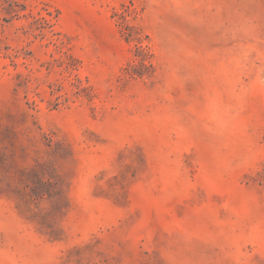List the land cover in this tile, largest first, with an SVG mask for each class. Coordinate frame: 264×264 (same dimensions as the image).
I'll list each match as a JSON object with an SVG mask.
<instances>
[{"label":"rangeland","instance_id":"rangeland-1","mask_svg":"<svg viewBox=\"0 0 264 264\" xmlns=\"http://www.w3.org/2000/svg\"><path fill=\"white\" fill-rule=\"evenodd\" d=\"M0 264H264V0H0Z\"/></svg>","mask_w":264,"mask_h":264}]
</instances>
